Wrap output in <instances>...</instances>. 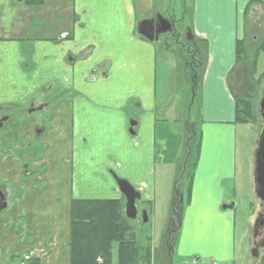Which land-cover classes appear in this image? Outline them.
<instances>
[{"label": "crops", "instance_id": "1", "mask_svg": "<svg viewBox=\"0 0 264 264\" xmlns=\"http://www.w3.org/2000/svg\"><path fill=\"white\" fill-rule=\"evenodd\" d=\"M58 1L59 0H45L39 7L33 8L29 5L23 6L16 0H0V99L2 98V92L6 93L7 96L5 98L7 99L19 98L21 96L20 94H13L11 92H19L22 90V87L26 88L25 81L28 73L22 71L19 65L18 54L20 51L18 43L21 41L24 42L29 37H31L38 46V52L35 56V58L37 56L39 57L36 67L38 74L44 77L45 72L43 71L45 64L48 63L52 65L54 60L58 59V61H56L58 64L57 70L62 77L67 78L64 84L68 86L71 80H73V83L77 86V91L83 92L85 96L92 99L94 91L100 83V79L94 78L92 74L94 72H91V67L97 60L101 58H108L111 60L109 78L114 76L115 67H121L122 69H126L127 67V62L123 57L120 62L117 63L113 55H108L103 50H100L102 41L115 40V43L118 44L120 41H123L125 36L131 35L137 20L148 18L153 12L162 15H167L171 12L174 13L171 7L167 8L166 12H162L157 8L155 0H134V3L132 0H120L118 1L119 5L115 4L109 12H106L105 9L101 7L103 4L101 5L99 0H72L69 6H65V1H63L61 4L62 7ZM173 1L175 6L177 0ZM179 2L182 4L179 17L181 21H186L187 19L185 20V17H188L186 13L187 11L190 12V24L187 25L185 23V25L191 28L194 36L207 43L208 57L203 81L197 95L200 99V104L196 107L195 115L197 120H199V126L201 124L200 133L196 124L200 150L201 147L204 148L206 143L212 141V148L218 152L216 147L217 140L222 142V166L219 164L217 156L212 175L206 181L205 189V195L209 206H212L210 205V201L215 200L213 206L217 207L218 204V210L207 209L205 203L202 208L198 210L192 204L195 200L190 198L184 207L179 228V230H181L185 225V230H188V228L193 230L192 225H197L199 222V229L203 230L206 225L203 218L208 212H217L219 217L226 216L227 225L229 224V214L228 212L219 210L218 202H220L222 198L221 194L223 188L227 186L225 181L229 182L231 187L237 186L236 134L239 132L243 134V130L239 127H248L247 125L239 126L234 123V101L229 90V84L230 79L233 80V76H235V84L241 81V79L238 78L239 74L237 71L233 70L237 66V64H235V47L237 41L242 39L248 40L250 34H252L251 40L253 41L258 37L264 39V32H262L264 31V0H179ZM250 3H252V5L247 10ZM114 10H118V13L115 14ZM134 11L142 14L136 21L133 20ZM119 12L123 16H126L124 21L119 19ZM63 14H69V16L72 14V21H62L61 16ZM115 15L118 16L116 17ZM175 17L178 18L177 16ZM53 19H55L56 22H54ZM24 23L25 39L21 40L18 38V36H20L18 33L21 28L24 27ZM106 24L111 25V28L103 27V25ZM65 25H67V27H65ZM61 26L63 29L56 33L58 35L57 37L60 39L68 37V39H64V42L61 44L63 47H68L70 43L76 42L75 47L83 48L86 46L88 48H83V52L78 55L80 59L79 63H71L70 65L68 64L62 67L61 57L63 54L55 57L58 53L55 52L56 48L51 45L52 42L55 41V36H53L55 34L50 36V30L51 28ZM45 27L48 28V34L44 35L46 30L44 29ZM133 37V42L138 43L137 45H141L145 49L144 51L148 59L149 69L151 68L148 77L149 80L147 79V83L143 86L142 90L139 89L140 91L147 92L149 98L142 100V96L138 90V84H133L130 77H124L122 80L116 81L114 85L117 89V93L113 95L115 100L110 106L115 107L118 113L123 116L124 112L122 109L124 108L125 100L127 98H132V93L137 92L141 101L136 99L139 104L141 103L139 106L150 111L146 113V116L136 119L138 124L135 127V136H130L127 132V118L126 121H121L120 119V125L115 124L114 127L107 128L108 134L110 135V132H112L116 135L117 141L112 142L111 138L108 136V155L103 160L100 167L97 168L105 171H107L105 168H110L108 172H115L120 178H125L140 191L141 200L138 203L146 204L149 209L148 211L144 206H141V208L145 209L148 213L147 223L150 225L149 237L151 238V244L153 241L156 243L157 224L160 220L165 219V222L167 220V212L171 199V174H168L164 180H162V178L164 176V171L168 169L173 170L176 167L177 159L183 148L185 138L183 132L186 117L183 123L176 118L170 120L169 116L171 117L172 111H174L172 104H177V102L174 101L169 103L168 97L166 98L163 94L160 97L157 95L158 88H156L155 80L157 61L160 59L155 53L153 43L139 36L136 31ZM261 54L264 53H260L258 59L261 57ZM7 56L9 60L6 61V67H4L3 57ZM166 57L168 58L162 59L165 64V74L167 75L170 74L174 64L168 62V59H171L170 56ZM85 58L88 60H85ZM81 61L84 63L83 66ZM166 63L168 65H166ZM231 73L233 75H231ZM97 76L99 75L97 74ZM91 79H93V81H91ZM250 81L253 82V79L250 78ZM33 82H38V78H33ZM119 82H121L120 88ZM79 98L82 99L84 96H80ZM83 104V100H78L76 117L83 118L81 126H86L91 115L94 114L95 117L96 112L106 110L104 105L95 103L93 100H87V105L85 106H82ZM91 110L93 111L92 114ZM67 116L68 113L66 112L62 115L65 120ZM119 118L121 117L119 116ZM204 123L209 125L204 126ZM109 149H112L111 159L114 158V163L109 160ZM19 163L20 162L15 159L13 154L0 152V179L7 181L6 190L8 192L7 209L0 213V263H6L8 260L14 259L16 264H18L23 254L29 255L31 259H35V257L40 255L39 252L44 250L40 264H69V246L67 238L69 235L68 210L70 200L72 198L103 199L97 197L100 195H112L115 190L117 191L116 183L110 175L108 176L110 179L107 180V188L102 192L93 189L96 194L87 196L85 194L79 195L69 190L68 201H65V198L61 200L54 196V186H57L59 182L51 173L52 171H47L49 170L47 169L48 165L46 167L44 165L40 168L41 172L39 177L25 183L19 178ZM158 171H160V173H158ZM48 172L51 174L53 181L50 180ZM194 174L195 171L192 174L191 192L196 189ZM173 177L171 179L174 180L175 176ZM252 179L251 190L254 191L255 194L254 162ZM43 187V190H45V188L49 189L47 191H41ZM13 188L19 191L18 197L16 198H12L10 195ZM23 189L26 191L24 194ZM112 189L114 191H112ZM41 192L43 194L42 196L40 195ZM28 193L30 194L29 197L27 196ZM233 194L234 192H232V195ZM26 196L28 198H26ZM120 196L121 194L118 192L113 199H119ZM59 204L68 205L64 218H62L61 211L56 208L59 207ZM152 204L154 205L153 212L156 210L159 211L158 216H156V214H152L151 216L150 209ZM190 204L193 206L194 211L201 214L200 220L195 219L194 212L192 208L189 207ZM43 205L50 206L49 213L50 217L53 219L49 217V213L47 215H42L43 212H39ZM252 212L253 209L251 210V213ZM229 213L230 217L234 220L233 212L229 211ZM161 214H163L164 217H160ZM252 215L254 218V214ZM190 216H194L191 222ZM249 218L252 217L250 216ZM216 227V233H219V224H217ZM250 227L251 225H249V236L251 235ZM164 228L165 223L163 230ZM223 237L229 244L232 256L235 255V222L230 223L226 227ZM245 238L243 234L242 239L244 240ZM251 239L252 236H250V241ZM2 247L4 248L2 249ZM173 248L172 255L175 254ZM4 253L6 256L3 255ZM181 253L185 255L186 252ZM188 255L190 256L192 253L189 252ZM226 260H229V258ZM257 260L260 261V256ZM259 261L257 264H259Z\"/></svg>", "mask_w": 264, "mask_h": 264}, {"label": "rangeland", "instance_id": "2", "mask_svg": "<svg viewBox=\"0 0 264 264\" xmlns=\"http://www.w3.org/2000/svg\"><path fill=\"white\" fill-rule=\"evenodd\" d=\"M65 0H59L58 3L62 4V2ZM100 4L103 6L106 12H109L115 4L119 5L120 0H99ZM113 3H112V2ZM134 3V0H132ZM154 1V0H153ZM157 8H159L162 12H166L167 8L171 7L173 8V15L180 17V13L182 10V4L177 0V4L174 6L173 0H155ZM53 4H56L55 2H52ZM174 6V7H173ZM62 7V6H61ZM177 12V13H176ZM114 13L117 14L118 10H114ZM176 13V14H175ZM134 18L133 20H137V18H140L142 14H139V12L134 11ZM187 16L185 17V20L180 21L182 23V29L187 25L190 24L191 21V14L187 11ZM163 16L162 14H160ZM24 16V15H23ZM116 16V15H115ZM118 16V15H117ZM116 16V17H117ZM120 20H123L126 18V16H123L119 12ZM164 17V16H163ZM138 21V20H137ZM136 26V24H135ZM67 27V25H65ZM105 28H111V25H103ZM118 27V26H117ZM257 27V26H255ZM45 34H48V28L45 27ZM63 29V27H57V28H51L50 30V36L53 35L55 32L60 31ZM119 29V27H118ZM123 29V28H122ZM264 32V31H262ZM24 33H25V23L24 27L21 28L20 32L18 33V38L21 40H24ZM135 34V28L133 29L130 36H125L123 41H120L118 44L115 43L116 41L108 40L106 42L102 41V45L100 47V50H103L108 55H113L114 60H116L117 63L120 62L121 58L123 57L125 61L127 62L126 69H122L121 67H115L114 76L112 78H109L106 84H99L98 87L94 91V95L92 99L89 98H79L80 100H83L84 104L82 106L87 105V100H93L95 103L104 105L106 110H102L101 112H96L95 117L94 114L91 115L90 120H88V123L86 126H81L83 122L82 117H77V126H76V132L66 134V136H61L59 140V145H62L63 148H60L59 150L50 153L48 156V168L47 171H52L51 173L54 175L56 180L59 182L57 186H54V196L58 199L65 198V201H68V193L69 190L74 191L75 193L79 195H87V196H93L96 194L93 189H96L98 192H102L107 188L108 181L110 178L108 176L111 175V177L114 180V176L112 173L108 172L109 169L105 168V170H100L97 167H100L103 160L107 157V149H108V136L111 138L112 142L117 141L116 135H114L112 132H110V135L108 134V127H114V125H120L121 121H126V118L130 119H139L142 116H146V113L150 110L146 108H141L139 106L140 104H132L130 103L128 106L124 105V115L121 116L118 113V110L115 109V107L110 106L112 102L115 100L113 95L117 93V89L114 86L116 81L122 80L124 77H130L132 79L133 84H138V90H142L143 86L147 83V79L150 74L148 59L146 58V52L145 49L141 45H137L138 43L133 42V35ZM193 34V33H192ZM251 35H249L248 40L251 41ZM194 36V34H193ZM31 39V37H29ZM161 40V39H160ZM167 43V46H163V43H158L157 46H154L155 53L157 54V57H159L160 60L157 61V73H156V80L155 85L157 90V95L160 97L162 94L166 96V98H169V103L176 101L177 104H172V108L174 111H172V116L170 120H173L172 118H176L181 121V123L184 122L185 118V112H186V105L189 102V99L194 95L191 91L192 84L189 83V76L191 73V69L189 67L191 66V61H189V56L184 53V51L180 48L179 51L170 52L171 48H174L170 46L169 39L163 38ZM201 40V39H200ZM201 42H204V40H201ZM101 43V42H100ZM99 43V44H100ZM115 43V44H114ZM30 45V44H29ZM169 47V48H168ZM166 56H170L171 59H168L169 63H173L176 65L175 67L172 66L170 74H165L166 70L164 68V63L162 58H168ZM173 57V58H172ZM9 58L3 57V63L5 64L4 67H6V61H8ZM165 61V60H164ZM10 64V62H9ZM166 65H168L166 63ZM257 70L256 74L252 77L253 82L250 81V78L243 76V80H241L239 83L241 86L244 85V88H241L239 90L234 89L233 91L235 93H242L245 95H249L251 97V101L253 104L254 111L256 113L255 120L249 124H247L248 127H239L243 130V134L241 132L236 134V181L237 186L231 187L230 183L225 181L227 186L223 188L222 191V198L219 203V210L228 212L229 214V224L232 222H235V255L232 256V251L230 252V247L228 242L224 239L223 233L225 232L227 225V218L226 216L219 217L217 215V212L212 213L208 212L203 220L205 221L206 225L204 226L203 230L199 229V222L197 225H192L193 230H185V225L181 230H179L180 225H178V219L182 220L184 207L187 204V196H186V187L188 186V181L186 182L185 176L178 177L177 174V165L175 169L171 170L168 169L164 171V176L162 173V180H164L168 174H171L170 181H171V192H170V206L168 207V216L167 220L165 222L164 220H160L157 224L156 228V243L153 241L151 244V238L149 237V223H143L142 222V211H145L148 215L146 204L143 203H137V209H138V215L136 220H134L133 227L135 232V240L137 244L141 247L143 254L145 251L151 250V249H157V254L160 256V260L164 257V253L166 252V248L164 247V237L168 235V232L173 229L174 227H177V240L176 244L174 245L173 251L175 250V254L170 257L171 264H221V263H230V264H257L259 260H257L255 257L251 256L252 254V239L250 241L249 236V225H251L250 230L254 224L256 212L260 206V204H264L260 201H258L255 198L254 191L251 190V183L253 182V162H254V150L256 146V138L259 132V118L257 115V108L258 104L261 100L262 94H263V87H264V79L258 83V75L264 71V54H261V57L257 60ZM3 69V67H2ZM231 75H233L231 73ZM233 80L230 79V86L233 89V86L237 85ZM149 80V79H148ZM121 82H119V88H120ZM15 87V86H13ZM140 94L142 96V100H145L149 98V94L145 91H140ZM136 95V96H134ZM139 94L137 92L132 93V98L137 99L140 101ZM87 99V100H86ZM141 102V101H140ZM167 103V104H169ZM166 104V105H167ZM200 104V99L198 96H196L195 100V106L197 107ZM24 107V105H21L20 108ZM122 109V110H123ZM91 110V114H92ZM196 115V109H192V115ZM119 116L121 118H119ZM121 119V121H120ZM182 119V120H181ZM196 124L198 126L199 133L201 131V124L199 126V120L196 121ZM209 125L207 123H204V126ZM111 136V137H110ZM56 140V143L58 141ZM85 139V140H84ZM195 143L198 144L199 136L195 138ZM212 141L209 143H206L204 148L201 147V150L199 149V152H197L196 156L198 155L197 161L198 165L195 170H190V175L194 174V180H196V189L192 190L190 198L192 200H195L192 204L195 208L200 210L202 208L203 204L205 203L207 209H217L218 210V204L217 207L213 206L215 203V200L210 201V205L208 204L206 195H205V189H206V181L208 178L212 175L214 163L218 156V162L222 166L221 163V155H222V142L217 140V149L218 152H216L212 146ZM3 145H6L3 144ZM56 145V144H55ZM109 160L114 163V158L111 159V153L112 149H109ZM195 155V153H194ZM200 155V158H199ZM200 163V164H199ZM51 169V170H50ZM160 173V171H158ZM50 180H52L51 174L48 172ZM117 177H119L115 172L113 173ZM173 176H175V179H171ZM177 177V180H176ZM59 180H58V179ZM120 178V177H119ZM174 178V177H173ZM125 179V178H124ZM193 179V177H192ZM173 180V182H172ZM115 181V180H114ZM45 187V186H44ZM41 188V191H47L48 189ZM112 191H114L112 189ZM232 192L234 194L232 195ZM118 193V190L114 191L112 195H100L97 198H103V199H113L116 197V194ZM28 193V197H29ZM42 196V192L40 193ZM181 195L183 196L182 202L180 201ZM26 196V198H28ZM197 199V200H196ZM234 202V208L231 210L228 209H222L223 205H228L230 203ZM59 204V207H56L61 211L62 218L66 216V207L68 208V205H62ZM141 206H144L145 209H142ZM193 206L190 204L189 207L192 208L195 219L200 220L201 214L194 211ZM154 205L151 206V216L152 214H156V216L159 215V211L156 210L153 212ZM253 209V212L251 213V210ZM43 212L42 215H47L50 212V206L49 205H43L40 208V213ZM229 211L233 212V218L230 217ZM262 211V209H261ZM264 211V209H263ZM254 214V218L253 215ZM252 218H249V217ZM50 217V213H49ZM160 217H164L163 214H161ZM190 222L193 221L194 216H190ZM51 218V217H50ZM53 219V218H51ZM253 219V220H252ZM252 220V221H251ZM165 223V228L163 230V226ZM219 224L220 232L216 233V225ZM163 230V231H162ZM179 230V231H178ZM243 234L245 235V239L243 240ZM252 234V231H251ZM155 243V244H154ZM4 247H2L3 249ZM170 248V245H169ZM115 249L113 250V264L115 263ZM171 249H169L170 252ZM4 252V251H3ZM186 252L185 255H182ZM189 252L192 253V255H188ZM1 253V251H0ZM40 255L38 257H35L34 260L38 261V264H40L42 256L44 254V250L39 252ZM188 253V254H187ZM262 250H259V256H262ZM3 255L6 256L4 253ZM157 255V256H158ZM231 255V257H230ZM156 256V258H157ZM41 257V258H40ZM214 257V258H212ZM227 257V258H224ZM252 257V258H251ZM229 260H226L228 259ZM224 259V260H221ZM159 260V261H160ZM226 260V261H225ZM157 260H154L156 262ZM221 261V262H220ZM253 263H251V262ZM158 262V261H157ZM6 264H16V261L14 259H10L6 262ZM24 264H27V261H24Z\"/></svg>", "mask_w": 264, "mask_h": 264}, {"label": "flooded vegetation", "instance_id": "3", "mask_svg": "<svg viewBox=\"0 0 264 264\" xmlns=\"http://www.w3.org/2000/svg\"><path fill=\"white\" fill-rule=\"evenodd\" d=\"M18 3L23 6L27 5L23 1ZM71 3L72 0H65L64 5L69 6ZM157 14V12H153L148 18L154 17ZM163 16L171 21L172 30L169 33L157 35L156 31L163 27V23L155 18L152 24V32L148 33V35L154 39L157 37V40L152 42L153 46H157L158 43H163V46H167V42L163 40V38H168L170 46L173 47L174 45V48H171L170 52H173V50L177 52L181 48L186 55H190L194 58L197 53V45L194 39L197 37L193 36L191 28L185 26L182 29V23H180L181 19L176 18L172 12L167 15L163 14ZM72 18V14H70V16L69 14H63L61 16V20L66 22H71ZM53 20L56 22L55 19ZM58 32L54 33L55 35L53 36H55V41H53L51 45L56 48L55 52L58 53L55 57L63 54L61 57V66L64 67L71 63H79L80 59L78 55L83 52V48H88L86 46L83 48L75 47L76 42L70 43L68 47H63L61 44L64 42V39H68V37L60 39L56 34ZM18 45L20 51L18 54L19 65L21 66L22 71L28 73L25 81L26 88L22 87V90L19 92H11L13 94H20L21 96L19 98L15 97L7 99L5 98L7 96L6 93H1L0 152L13 154L15 156V159L20 162L19 178L26 183L39 177L41 172L40 168L44 165L46 167L49 163L48 156L50 153L63 148L62 145H59L60 139L58 138L76 132L77 102L80 96H84V98L88 97L85 96L83 92L77 91V86H75L73 80H71V83L68 86L64 84L65 81H67V78L62 77L57 70L58 64L56 61H58V59L54 60L52 65H49L48 63L45 64L43 71L45 72L44 77H42L41 74H38L36 67L39 57L37 56L35 58L38 52V46L32 39L28 38L24 42H19ZM85 60L88 59L85 58ZM81 63L83 62L81 61ZM83 65L84 63L82 66ZM191 67L192 66H190L189 69H191ZM110 70L111 60L108 58L97 60V62L91 67V72H94L92 73L94 78L100 79V85L107 83ZM97 74L99 76H97ZM33 78H38V82H33ZM240 79L242 80V78ZM91 81H93V79H91ZM130 103L139 104L136 99L127 98L125 100V105L128 106ZM21 105H24V107L20 108ZM122 111H124V109ZM65 112L68 113L66 120L62 117ZM127 121H129V118ZM57 139L58 141L56 143ZM5 143L6 145H3ZM107 169L110 170V168ZM6 183V180L0 179V194L3 193L8 206ZM24 192H26L25 189H23V194ZM18 194L19 191L14 188L10 193L12 198L18 197ZM6 209L7 207L1 212ZM263 209L264 204H260L256 212L254 224L251 228L252 233L256 235L252 242V250L254 253L256 252L255 249H257L258 253L259 250H262L261 254L264 253ZM169 245L170 243L167 244L162 264L166 262L165 260L169 253Z\"/></svg>", "mask_w": 264, "mask_h": 264}, {"label": "trees", "instance_id": "4", "mask_svg": "<svg viewBox=\"0 0 264 264\" xmlns=\"http://www.w3.org/2000/svg\"><path fill=\"white\" fill-rule=\"evenodd\" d=\"M16 1H23L33 8H37L41 3L45 2V0ZM251 5L252 3L248 5L247 10ZM194 40L197 45V53L194 58L189 55L192 67L188 79L189 83L191 82L192 84L191 91L195 99H189L186 105V122L184 123L183 132L185 138L182 151L176 163L178 177L185 176L186 182L188 181V186L186 187L187 202L190 199L192 187L190 170H194L196 166L198 158L196 154L200 149L199 141L198 144L195 143V138L198 137L196 129L197 118L194 114L192 115V109H196L195 100L203 81L208 57L207 43L205 41L201 42L198 38ZM262 52L264 53V39L260 37L254 41L244 39L237 41L235 47V64L237 66L233 70H236L239 74V76L237 75L238 78H243V76L252 78L251 76L256 74L258 55ZM263 79L264 71L258 75V83ZM236 84L233 89L229 84V90L234 101V123L239 126H246L255 120L256 113L249 95L233 91L234 89L244 88L240 83ZM192 134H194L193 139H189ZM68 212L69 235L67 243L69 246V264H113L112 258L115 246L114 264H162L163 258L160 260L157 249L148 250L141 254L142 249L135 240L133 223L124 216V198L122 195L119 199L72 198ZM174 228L164 237L165 248L167 244H172L164 264H170L169 260L173 253L172 248L177 240V227ZM22 259H19L18 264H20ZM154 260L158 262H154ZM27 264H38V261L29 259ZM259 264H264V253L260 257Z\"/></svg>", "mask_w": 264, "mask_h": 264}, {"label": "water", "instance_id": "5", "mask_svg": "<svg viewBox=\"0 0 264 264\" xmlns=\"http://www.w3.org/2000/svg\"><path fill=\"white\" fill-rule=\"evenodd\" d=\"M160 20L163 23V27L157 30V35L163 33H169L172 30V23L166 17L161 16L159 13L154 17L150 18H143L136 23L135 31L136 33L145 38L148 42L152 43L154 40H157V37L154 39L148 35V33L152 32V24L154 19ZM194 95V94H193ZM193 100V96L191 97ZM258 118H259V127L260 130L258 132L256 138V147L254 150V179H255V197L264 202V88H263V96L258 104L257 108ZM138 121L135 119H130L128 121V134L130 136H135L136 130L135 127L137 126ZM194 134L190 136L189 139H193ZM114 176V180L116 183V187L118 192L124 198V216L127 220L133 222L136 220L138 215L137 203L141 200V193L137 190L129 181L124 178H119L115 174L112 173ZM183 196L181 195L180 201L182 202ZM7 207V203L3 193L0 194V212ZM234 208V202L223 205L222 209H232ZM178 219V216H177ZM148 221L147 214L145 211H142V222L146 223ZM182 221V220H181ZM178 225H181L180 220L178 219ZM262 223V222H261ZM256 226V224H255ZM175 229V228H174ZM169 233V232H168ZM253 239H255L256 235L252 233ZM254 253L252 250L251 256L257 258L258 252ZM171 264V263H170ZM221 264H230V263H221Z\"/></svg>", "mask_w": 264, "mask_h": 264}, {"label": "built area", "instance_id": "6", "mask_svg": "<svg viewBox=\"0 0 264 264\" xmlns=\"http://www.w3.org/2000/svg\"><path fill=\"white\" fill-rule=\"evenodd\" d=\"M29 259H30V258H29L28 255H24L22 261L20 262V264H24V261H27V260H29Z\"/></svg>", "mask_w": 264, "mask_h": 264}]
</instances>
